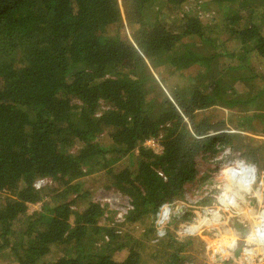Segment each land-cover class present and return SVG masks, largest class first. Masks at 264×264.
Returning <instances> with one entry per match:
<instances>
[{
	"label": "trees",
	"instance_id": "obj_1",
	"mask_svg": "<svg viewBox=\"0 0 264 264\" xmlns=\"http://www.w3.org/2000/svg\"><path fill=\"white\" fill-rule=\"evenodd\" d=\"M184 1L0 0V264H146L157 251V264H240L237 252L198 244L211 236L171 228L189 213L159 219L185 198L203 160L245 149L223 127L264 135V72L248 61L253 53L264 64V0H203L217 7L211 26ZM190 67L189 85L177 82L170 97L152 73L183 77ZM215 107L231 113L202 115ZM260 150L264 142L242 153L257 163ZM95 174L104 180L96 188L127 197L125 222L148 220L144 237L82 188ZM38 179L47 182L36 189Z\"/></svg>",
	"mask_w": 264,
	"mask_h": 264
},
{
	"label": "rangeland",
	"instance_id": "obj_2",
	"mask_svg": "<svg viewBox=\"0 0 264 264\" xmlns=\"http://www.w3.org/2000/svg\"><path fill=\"white\" fill-rule=\"evenodd\" d=\"M203 2V0H185L183 7L186 10V12L191 15L193 14V7L197 8V13H198V18L200 19V21L205 24V25H209L211 26V21L210 18L213 14L216 13L217 7L211 5L210 8H208L207 6H200V4ZM158 5H156L157 7ZM174 14H176L178 16V18L181 17L182 12L181 11H175ZM158 15V14H157ZM162 13H160L159 16H161ZM175 15V16H176ZM158 17H156V8L152 11H146L145 13V20L148 22H152L154 20H157ZM160 18V17H159ZM236 46V43L234 41L231 42H227L225 44V47L228 51H231L232 49H234ZM201 51V50H200ZM249 58L248 61L250 63V65L258 72H264V64L261 63L260 59L254 55L253 53L248 54ZM230 62V60L226 59L223 64H230L232 65L233 62ZM195 72L194 67H190V68H186L185 70L182 71V73L184 74L183 77H178L179 73H175V74H171L168 72H165L163 69H160V71L157 72H152L155 76L156 79H158V82L160 84V86L163 88V90L166 92L167 95H169V88H172L174 84H176L178 82V84L180 86H188L190 83V79L186 77V74H191L193 75ZM193 77V76H192ZM205 81H207V79H205ZM238 87V86H237ZM170 97V95H169ZM231 112H229L228 110L222 108V107H215V108H208L206 109V113H202L203 114H208L210 117L214 116V120H222L225 117L227 118V115H229ZM201 115V113H199ZM225 120V119H224ZM224 129V130H223ZM222 131L225 132H230V133H236L239 135V140H235L234 143L237 142V144H241V146L243 145L245 147V149H239L240 152H237V150H231L230 147H225L223 150L219 151L218 153L214 154V155H210L209 158L207 160H203V162L200 165L199 168V172H203V174L201 175V179H199L200 175L197 174L196 176V180H194L193 182H191V186H188L187 188H184L183 191L188 194V197L184 198L183 200H180V202L178 203V205H180L181 203L185 204V206L189 205V207L187 208V210L190 208L191 210L197 211V207L199 205L203 206V205H207L209 203L213 202V198L210 197L209 198H205L204 193L208 192L209 195L215 192V188L212 187V185H216L218 183L219 180L223 179V177L228 176L229 174L227 173V170L224 171V173L222 172L221 174H218V169L216 170L215 167L220 164V165H224L227 162H230L232 159L231 157L234 155L237 156V154L240 153L237 161L238 162H243L244 166L250 174L247 177L246 180V184H245V189H248V198L245 200V203H242V208L245 207V209H249L250 207L252 208L253 212L252 215L250 213V210L245 211V216L246 219L248 220L251 216H253L255 214L256 210H261L264 207V150H260L256 157H259V159H257V163L252 162L251 160H249L246 155H243V151L247 150L249 146L251 147H258L259 144L261 142H264V135L260 134V133H253V132H246V131H242V130H237L232 128L230 125H226L225 127H223ZM212 134V133H211ZM154 140V143L151 144V147L153 150L157 149V142L158 140ZM98 141L100 142V144L102 145H109V140L107 138V136L105 135H99L98 136ZM246 144V146H245ZM248 146V147H247ZM76 148H73V151ZM227 155L229 157H227ZM227 157V158H226ZM129 161H127V158H123L121 160H119L118 162L114 163L112 166H117V165H123V164H128ZM249 167V168H248ZM213 170L210 171L211 173H209L208 175L206 174L208 170ZM215 169V171H214ZM249 169V170H248ZM229 171V170H228ZM213 172V173H212ZM96 175L93 176H84L82 177L81 183H82V188H84V190H89L91 192V196H92V200H99L104 202L103 198L105 199L106 197L108 198L107 203H108V209L110 211L115 212L114 213V218H112V220L114 221V223L118 222L116 220V214L118 213L115 209L116 206L125 203L124 199H118L117 201H113V199L115 198L114 194H112L110 192V190L102 188L97 186V188L95 187L97 184H101L104 180L101 177H97ZM186 187V186H185ZM193 190V191H192ZM193 195H195V198L193 197ZM190 196V197H189ZM198 196H201V198L198 200ZM203 197V199H202ZM98 201V202H99ZM197 201V202H196ZM39 204H29L28 208H27V213H31L33 211H36L39 209ZM184 215H188V212H186ZM107 216H113L112 213H107ZM173 219H176V216L173 217ZM124 220H125V215H124ZM120 221L121 225L123 228H121L124 231H128V233H132V236L134 238H139V237H144V235L146 234V228L148 225V220H144L141 223H137L136 225L131 226L129 223L125 222V221ZM171 220V219H168ZM177 220V219H176ZM187 221L190 222V220H179L176 223H174L173 227L171 226V228L177 232V233H183V232H187L185 229H180L181 224H186ZM124 224H123V223ZM120 225H118L119 227ZM245 228V227H244ZM239 232H242L241 229H237ZM245 230L242 234L245 235ZM160 233L157 234H152V236L149 238V240H143V244L145 243V245L147 246L144 249H151L152 246H157L156 244H153L159 240H155L158 239L156 237H159ZM207 235V234H206ZM213 237V235H211ZM216 238V237H214ZM142 239V238H140ZM213 239V238H212ZM208 240L207 243L204 241V238H199L198 239V244L200 246H216L215 241L213 240ZM197 246V245H196ZM154 251V250H152ZM151 252V251H149ZM57 254H53V256L55 257ZM157 255L155 258H153L154 260H144L146 262V264H157L158 262V256H159V252L157 251V253L155 254ZM52 256V257H53ZM11 264V263H10ZM184 264H189V263H184ZM262 264H264V261L262 262Z\"/></svg>",
	"mask_w": 264,
	"mask_h": 264
},
{
	"label": "built area",
	"instance_id": "obj_3",
	"mask_svg": "<svg viewBox=\"0 0 264 264\" xmlns=\"http://www.w3.org/2000/svg\"><path fill=\"white\" fill-rule=\"evenodd\" d=\"M211 133L213 134V131H209L207 134L200 136V138L209 136ZM156 142L157 149H151L159 153L162 147L159 141ZM153 143V139H148L144 142V145L150 148ZM239 155L240 153L235 157L233 155L231 157V159H233L230 162L221 165L218 169V174L224 173V171L227 170L229 175L219 180L216 185H212V187L215 188V192L210 195L208 192L204 193L205 198H213L212 203L203 206L199 205L197 211L191 210L190 208L187 210L189 205L187 207V205L185 206L183 203L180 205L177 204L165 210L159 219V223H163L168 219L172 220L174 216H176V219H179L188 212L191 219L190 222L187 221L186 224H181L180 229H185L187 231L183 233L213 235V237H211L213 241L217 242V250L220 252H237L240 264H262L264 261V207L261 210H256L253 216L248 220L246 219L245 211L250 210L252 215L253 210L251 207L249 209H245V207L242 208V202L239 196L242 190L248 191V189H245V184L250 173L244 169L245 166L243 162L237 161ZM197 174L200 175L199 179H201L203 172H199L198 170ZM46 182V179H38L34 181L33 186L38 189ZM187 187L186 185L183 189ZM110 192L115 196L113 201H117L118 199H124L125 201L124 205L120 204L114 209L118 212L116 214V220L118 222L123 221L124 215L132 209V206L126 196H122L116 191L113 192L110 190ZM183 195H185V198L188 197L186 191ZM193 197L195 198V195H193ZM200 198L201 196H198L197 201H199ZM103 200L104 202L97 201L101 204L107 203L108 198H103ZM244 227L246 228L245 235L242 236L245 229ZM237 229H241L242 232H239ZM225 238L232 241L233 244L239 246L241 249H233L224 244L225 242L223 239ZM244 248H247L246 253L244 252Z\"/></svg>",
	"mask_w": 264,
	"mask_h": 264
},
{
	"label": "crops",
	"instance_id": "obj_4",
	"mask_svg": "<svg viewBox=\"0 0 264 264\" xmlns=\"http://www.w3.org/2000/svg\"><path fill=\"white\" fill-rule=\"evenodd\" d=\"M224 240V244H226L227 246H229V247H231V248H233V249H237V250H239V249H241V248H239V246H236L235 244H233V242L232 241H229V240H227L226 238L225 239H223ZM232 245H234V246H232ZM245 250H244V252L246 253V251H247V248H244Z\"/></svg>",
	"mask_w": 264,
	"mask_h": 264
},
{
	"label": "clouds",
	"instance_id": "obj_5",
	"mask_svg": "<svg viewBox=\"0 0 264 264\" xmlns=\"http://www.w3.org/2000/svg\"><path fill=\"white\" fill-rule=\"evenodd\" d=\"M248 198V191H244L242 190L240 192V196H239V199L242 203H245V200Z\"/></svg>",
	"mask_w": 264,
	"mask_h": 264
}]
</instances>
